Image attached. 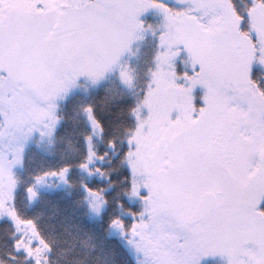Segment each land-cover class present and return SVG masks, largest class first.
<instances>
[{
    "label": "snow or ice",
    "instance_id": "snow-or-ice-1",
    "mask_svg": "<svg viewBox=\"0 0 264 264\" xmlns=\"http://www.w3.org/2000/svg\"><path fill=\"white\" fill-rule=\"evenodd\" d=\"M176 3L0 0V133L30 125L14 153L0 143V217L31 227L40 246L29 241L23 248L33 264H48L52 244L34 220L18 216L17 182L11 180L7 192L3 185L14 166H23L27 140L46 116L41 98L66 101L83 87L82 79L95 86L110 75L136 89L135 69L124 57H138L140 48L133 46L148 34L155 48L128 109L133 126L120 142L127 170L123 194L139 207L109 227L136 253V264H212L217 258L264 264V82L254 76L256 64L264 67V0H251L243 12L235 0ZM150 10L160 13V24L146 21ZM81 110L94 133H102L94 106ZM53 131L48 128L49 143ZM85 141L87 154L76 166L104 177L92 165L104 162L108 151L98 155L92 135ZM108 149L118 154L115 140ZM72 167L33 176L25 188L30 202L49 176L70 185ZM82 187L99 215L105 190ZM22 244L15 241L17 252Z\"/></svg>",
    "mask_w": 264,
    "mask_h": 264
},
{
    "label": "trees",
    "instance_id": "trees-1",
    "mask_svg": "<svg viewBox=\"0 0 264 264\" xmlns=\"http://www.w3.org/2000/svg\"><path fill=\"white\" fill-rule=\"evenodd\" d=\"M235 2L243 12L251 0ZM145 19L153 26L161 23L151 14ZM138 47V57L128 61L135 69L136 89L125 88L117 76L108 77L96 86L82 79L80 83L83 87L75 88L71 96L59 106V127L51 143L42 149L31 146L25 153L23 170L16 174V211L20 218L34 220L37 231L52 244L48 264H135L122 242L111 236L109 223L117 216L127 221L128 210L139 207L123 194L127 188L124 180L127 170L121 163L123 151L120 148L127 130L133 126L128 109L135 91L146 79L155 41L151 35L147 36ZM254 76L264 82V70L259 64L254 66ZM86 104L94 106V117L103 127L101 139L94 143L95 151L98 155L105 151L109 153L99 166L105 172L101 179H89L76 166L87 154L85 137L92 135L86 114L81 110ZM109 140L116 141L118 154L108 149ZM65 164L73 165L69 175L70 185L53 191L37 188L38 196L30 202L25 188L32 183V177ZM83 184L105 190L106 210L100 219L93 218L90 213ZM120 202L123 208L119 206ZM17 239L13 224L7 220L1 221L0 264H33L26 259L25 253L15 250ZM13 256L15 259L11 258ZM215 261L212 264H218Z\"/></svg>",
    "mask_w": 264,
    "mask_h": 264
},
{
    "label": "rangeland",
    "instance_id": "rangeland-1",
    "mask_svg": "<svg viewBox=\"0 0 264 264\" xmlns=\"http://www.w3.org/2000/svg\"><path fill=\"white\" fill-rule=\"evenodd\" d=\"M167 2L172 5L173 7H179L180 5L176 3V0H167ZM152 15L153 17L157 18L158 20H162V17L160 15L159 12L154 11V10H150L146 16L148 15ZM147 36H150V34H148ZM142 41H138L136 45L133 46V51H135V48L137 46H139ZM131 59H133V57L129 58L128 56L124 57V61H130ZM178 64V68L180 70H183L185 68V65L180 64L179 61H177ZM260 66V65H259ZM261 69L264 70V67L260 66ZM111 76H116V75H110ZM106 80V79H105ZM103 80V81H105ZM102 81V82H103ZM101 82V83H102ZM100 84V83H99ZM98 84V85H99ZM94 86V85H93ZM96 86V85H95ZM74 89L71 91V93L68 95L67 99L71 96V94L73 93ZM65 100L61 97L57 100H48L47 98H41V103L38 105L41 112L45 113L46 116L44 119H42L38 124L35 125L36 127V131L31 133L30 136L31 138L27 140V143L25 145L24 148V157H25V153L26 151L31 147V146H36L39 149H42L44 146L49 144V137L47 135L48 132V128H53V135L51 136V138H53L56 130L59 127V118H58V110L53 106L55 104H59V106L64 103ZM87 117V121L88 124L92 130V144H93V148H94V143L95 141H98L101 139V134H95L93 127ZM30 125H25V126H21L19 123H17L16 125H14L10 131L4 132V133H0V143H2L3 145H7L9 151L11 153L15 152V149L21 144L24 143L25 137L27 135H29L28 129H29ZM41 131H43L45 133V135L43 137H41L40 133ZM96 133H99V129L95 130ZM87 146V145H86ZM95 151V148H94ZM9 158H14V156H10ZM103 162L96 160L95 164L92 165V168L95 169L96 167H99L100 165H102ZM24 164V161H23ZM23 170V166L21 167L20 165H16L12 168V177L9 178L8 176H5L4 178V185H3V189L5 192H7L8 188L11 186V180H15L16 181V174L18 172H21ZM89 179H93V178H102L98 173L94 174L93 176H89L86 172H83ZM142 179V177H141ZM67 184L62 183L57 177H52L49 176L46 178V180L39 185L37 188L43 191H53V190H60V189H64L66 188ZM85 192V191H84ZM86 194V193H85ZM105 196V195H104ZM130 202L132 204H138V202L134 201V200H130ZM88 206H89V202L87 200ZM9 206H11V201H9ZM89 210L90 213L92 215L93 218L95 219H100L103 215V213L106 210V204H104L101 208L100 214L97 215L95 212H93L90 209L89 206ZM3 220H7L9 222H11L13 224V226L16 229V233H17V237L18 239H21L23 241V244L21 246V251H19L18 253H25L23 245H26L29 243V241H31L32 247L36 248L39 247V239L37 236H35L33 234V230L31 229L30 226L27 225H19L17 226L7 215L0 217V222ZM37 230V229H36ZM111 236L118 238L123 246L125 247V249L128 251V253L130 254V256L132 257L134 263L136 264V253L130 248V246L126 243L125 239L121 238L119 232L116 229L111 228ZM50 253H47V256H49ZM143 257H141L142 259ZM218 264H223V261L220 260L219 258L216 259Z\"/></svg>",
    "mask_w": 264,
    "mask_h": 264
}]
</instances>
